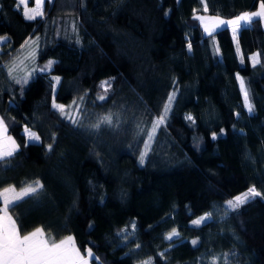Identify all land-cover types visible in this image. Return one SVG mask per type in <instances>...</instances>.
I'll return each instance as SVG.
<instances>
[{
  "label": "trees",
  "instance_id": "16d2710c",
  "mask_svg": "<svg viewBox=\"0 0 264 264\" xmlns=\"http://www.w3.org/2000/svg\"><path fill=\"white\" fill-rule=\"evenodd\" d=\"M262 2L45 0L44 16L27 20L18 0H0V37L8 38L0 117L19 145L0 162V190L43 185L10 212L22 234L40 227L56 240L72 235L99 258L92 264H264V24L235 40L230 26L210 36L194 18L236 17ZM29 40H37L34 57ZM49 61L17 83L29 64ZM54 100L65 111L80 102L79 114H62ZM25 127L40 140L29 141ZM251 186L262 195L223 215L211 211ZM205 211L207 222L190 224ZM172 229L179 236L169 241Z\"/></svg>",
  "mask_w": 264,
  "mask_h": 264
},
{
  "label": "snow or ice",
  "instance_id": "6c2138e0",
  "mask_svg": "<svg viewBox=\"0 0 264 264\" xmlns=\"http://www.w3.org/2000/svg\"><path fill=\"white\" fill-rule=\"evenodd\" d=\"M20 4L24 5L23 15L27 20H35L37 17H43V0H36L35 6L33 8H28V0H19ZM203 3L204 0H201ZM204 12L208 11L207 4L204 3ZM167 15V13H166ZM194 18L200 22L203 26L204 32L212 36L221 26H231L233 38L237 36V32L240 29L247 30V27L253 23L259 22V19H264V2L259 6V10L255 12H245L241 15L235 17L231 20L221 19L219 16H206V15H195ZM241 22H244L243 24ZM8 38L0 37V40H5ZM39 38H37L38 40ZM35 44V41H32ZM29 41H25V45H28ZM24 47V45H22ZM191 43H189L188 48L191 51ZM219 49L217 48V52ZM237 51L239 52V45L237 44ZM30 56L35 55V48L29 53ZM243 61V57H241ZM253 65L259 63V54H253L250 57ZM53 61H49L45 68H51ZM15 67V61L9 68L11 74L13 68ZM43 71V69H42ZM14 78V77H13ZM240 81V87L244 94L245 105L248 111L251 113L253 111V105L249 100V94L245 88V81L241 77H237ZM53 79L59 83V77H53ZM20 81H17L19 83ZM27 83V79L23 81ZM110 86L108 81L102 82L101 87L105 88ZM99 99H104V96H100ZM175 99V92L171 93L168 97L167 103L164 105V114L157 118L153 123L151 132H149L148 140L153 139V135L156 128L163 124L166 120L167 114L171 111L172 102ZM75 103V102H73ZM53 107L58 109L62 114L65 113V106L63 104H56L53 101ZM188 119H191L189 116ZM103 122L111 123V115L105 116ZM99 127V124L95 125ZM25 134L29 141H38L40 137L31 129L25 127ZM215 139V134H213ZM148 143L146 142V148ZM19 145L16 141L8 135V125L5 123L3 117H0V162L4 161L7 157H12L18 150ZM51 149V145H49ZM146 152L141 153L140 163H144ZM43 185L37 180L32 184H28L22 187L19 191L15 186H9L0 190V201H2L3 206L0 207V264H90V260H98L99 258L94 255L91 248L86 249V254H82L79 247L75 243L73 236L69 235L58 241L50 234H46L44 229L37 227L33 231L25 232L22 234V224H18L20 220L19 216L13 217L10 212L15 211L16 208L20 206L21 203L25 201L26 198L34 197L38 190L42 189ZM262 193L256 189L255 186L250 187L246 192L235 196L233 199L228 200L227 208L229 210H236L241 207V205L248 202L251 198L259 197ZM211 218V213H206L205 215L194 219L191 223L195 226H199L202 223L207 222ZM179 233L176 229H172L171 232L165 237L167 240L171 241L174 237H178ZM193 245L197 244L196 240L192 241ZM139 247V245H137ZM144 264H152L151 259L144 262ZM212 264H216L215 258ZM225 264L227 261L225 260Z\"/></svg>",
  "mask_w": 264,
  "mask_h": 264
},
{
  "label": "rangeland",
  "instance_id": "374dc122",
  "mask_svg": "<svg viewBox=\"0 0 264 264\" xmlns=\"http://www.w3.org/2000/svg\"><path fill=\"white\" fill-rule=\"evenodd\" d=\"M33 1H34V0H33ZM176 2H177V0H171V4H172V6H175ZM27 6H28V8H33V7H32V4H29V3H28ZM18 7H19V9H20L21 11L24 12V10H25V9H24V5L20 4L19 0H18ZM42 8H43V16H44V14H45L44 0H43V6H42ZM244 13H245V12H244ZM241 14H242V13H241ZM241 14H240V15H241ZM204 15H206V16H213V15H207V14H204ZM238 16H239V15H238ZM236 17H237V16H236ZM40 18H42V17H40ZM220 18H221V19H224V20H231V19H234L235 17H220ZM262 21H263V24H264V19H262ZM241 23L243 24L244 22H241ZM66 25H67L68 29L73 30V31L76 30V26H75L74 24H66ZM225 26H227V25H225ZM201 27H202V29H203V26H202V25H201ZM230 27H231V26H230ZM203 31H204V29H203ZM37 37H38V36H37ZM235 40H236V38H235ZM2 41H3V40H0V45H1ZM33 41H35V42L37 43V40H33ZM36 43L33 44L32 41L29 40V44L26 45V47L29 48V49H27V50H28L27 54H29V53L32 51V49L36 47ZM215 49L217 50L216 43H215ZM36 69L39 70V71H42L43 68H40V67L38 68V67H37V64H35V63H33V64H29L28 69L25 71L24 75L21 76V77H17L16 80H17V81H20V83H21V82L24 81V80H25L30 74L34 73ZM44 70L47 71L48 68H45V67H44L43 71H44ZM239 82H240V81H239ZM54 83H55V85L57 84V82H56L55 80H54ZM73 102H75V103H73ZM73 102L69 104L68 109L65 111L66 115H67V116H70V117H75V116H77V115L79 114L80 102H78V101H73ZM55 103H56V102H55ZM56 104H60V103H56ZM244 104H245V101H244ZM24 129H25V128H24ZM24 129H23V131H24ZM24 133H25V132H24ZM36 134H37V133H36ZM25 135H26V134H25ZM37 135H38V134H37ZM26 137H27V135H26ZM27 139H28V137H27ZM7 187H9V186H7ZM251 187H253V186H251ZM5 188H6V187H5ZM249 188H250V187H248L247 189H245V190H243V191H241V192H239V193L233 195L232 197L228 198V199L225 201L224 204H223V203H219V204L215 205V206L212 208L211 211H214V212H216V213H218V214H221V215H223V214H225L226 212L230 211V210L227 208V203H226V202H227L228 200L233 199L235 196L240 195V194L246 192ZM1 190H2V189H1ZM19 190H20V189H17V191H19ZM259 197H260V196H259ZM254 198L256 199V198H258V197H254ZM254 198H251L250 200H253ZM250 200H249V201H250ZM249 201H248V202H249ZM1 202H2V201H1ZM248 202H246V203H248ZM246 203H245V204H246ZM243 205H244V204H243ZM243 205H241V206H243ZM2 206H3V204L1 203V207H2ZM206 213H209V211H205V212L199 214L198 216H196V217L193 218L192 220L197 219V218H199V217L205 215ZM192 220H190V224H191V225H193V224L191 223ZM68 236H69V235H68ZM71 236H72V235H71ZM90 264H91V260H90Z\"/></svg>",
  "mask_w": 264,
  "mask_h": 264
},
{
  "label": "crops",
  "instance_id": "0c3cea01",
  "mask_svg": "<svg viewBox=\"0 0 264 264\" xmlns=\"http://www.w3.org/2000/svg\"><path fill=\"white\" fill-rule=\"evenodd\" d=\"M44 2H45V0H44ZM35 3H36V0H32V7H34L35 6ZM43 6V5H42ZM23 12V11H22ZM4 41V40H3ZM2 41V42H3ZM2 203V202H1ZM68 236V235H67ZM67 236H65V237H67ZM65 237H63V238H65ZM63 238H61V239H63ZM58 241V240H57ZM76 243V242H75ZM77 245V244H76ZM82 253V252H81ZM83 254V253H82ZM92 264V263H91Z\"/></svg>",
  "mask_w": 264,
  "mask_h": 264
}]
</instances>
